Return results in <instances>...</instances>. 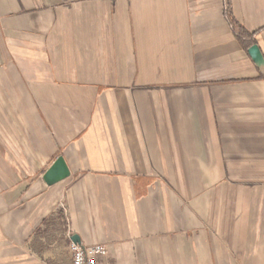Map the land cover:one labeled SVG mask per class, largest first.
I'll return each instance as SVG.
<instances>
[{
	"label": "crops",
	"instance_id": "0c3cea01",
	"mask_svg": "<svg viewBox=\"0 0 264 264\" xmlns=\"http://www.w3.org/2000/svg\"><path fill=\"white\" fill-rule=\"evenodd\" d=\"M228 10L264 61V0H0V264H264V65Z\"/></svg>",
	"mask_w": 264,
	"mask_h": 264
},
{
	"label": "water",
	"instance_id": "95a60500",
	"mask_svg": "<svg viewBox=\"0 0 264 264\" xmlns=\"http://www.w3.org/2000/svg\"><path fill=\"white\" fill-rule=\"evenodd\" d=\"M248 54L258 67L264 65L263 57L256 45L248 49ZM69 176L70 172L66 162L64 161L63 157H58L44 174L43 180L48 186H52L67 179Z\"/></svg>",
	"mask_w": 264,
	"mask_h": 264
},
{
	"label": "built area",
	"instance_id": "2783aa9c",
	"mask_svg": "<svg viewBox=\"0 0 264 264\" xmlns=\"http://www.w3.org/2000/svg\"><path fill=\"white\" fill-rule=\"evenodd\" d=\"M72 255L71 264H97V257L106 255V248L103 245L84 246L78 243H71Z\"/></svg>",
	"mask_w": 264,
	"mask_h": 264
},
{
	"label": "trees",
	"instance_id": "16d2710c",
	"mask_svg": "<svg viewBox=\"0 0 264 264\" xmlns=\"http://www.w3.org/2000/svg\"><path fill=\"white\" fill-rule=\"evenodd\" d=\"M227 16L229 19V24H230L234 34L236 35V37L240 41L241 45L246 50H248L250 47L255 45L254 40H252L251 36L244 30V28L241 25H239L235 19H233V17L231 16V12L229 10L227 12Z\"/></svg>",
	"mask_w": 264,
	"mask_h": 264
}]
</instances>
